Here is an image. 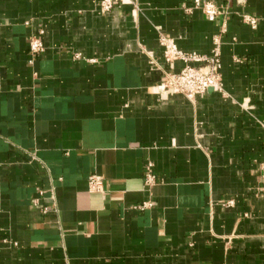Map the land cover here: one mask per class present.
<instances>
[{
  "label": "crops",
  "instance_id": "0c3cea01",
  "mask_svg": "<svg viewBox=\"0 0 264 264\" xmlns=\"http://www.w3.org/2000/svg\"><path fill=\"white\" fill-rule=\"evenodd\" d=\"M102 1L0 0V264H264V0ZM162 38L223 91L163 95Z\"/></svg>",
  "mask_w": 264,
  "mask_h": 264
},
{
  "label": "built area",
  "instance_id": "2783aa9c",
  "mask_svg": "<svg viewBox=\"0 0 264 264\" xmlns=\"http://www.w3.org/2000/svg\"><path fill=\"white\" fill-rule=\"evenodd\" d=\"M193 7L186 9L192 11L199 9L203 11L209 21L214 22L223 15V11L212 0H191ZM124 3V0H103L101 7L105 12H110ZM252 26L256 25L254 19L248 20ZM165 47V61L172 65L175 62L184 63L179 73L164 71V80L160 86L163 95H183L189 100L196 99L210 90L223 91L222 61L220 43L216 46L210 56L197 53H185L181 51L171 39L162 38ZM32 54L40 55L44 52V44L40 38H33L30 44ZM155 64V62H154ZM155 182V176L150 171L146 174V183L151 185ZM89 187L92 191H103L102 178L94 176L90 178Z\"/></svg>",
  "mask_w": 264,
  "mask_h": 264
}]
</instances>
